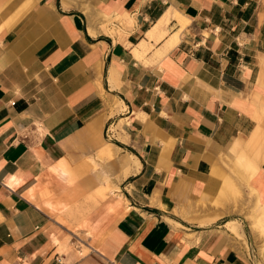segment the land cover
Returning <instances> with one entry per match:
<instances>
[{
    "label": "crops",
    "instance_id": "1",
    "mask_svg": "<svg viewBox=\"0 0 264 264\" xmlns=\"http://www.w3.org/2000/svg\"><path fill=\"white\" fill-rule=\"evenodd\" d=\"M227 176L264 197V0H0V264H253Z\"/></svg>",
    "mask_w": 264,
    "mask_h": 264
},
{
    "label": "rangeland",
    "instance_id": "2",
    "mask_svg": "<svg viewBox=\"0 0 264 264\" xmlns=\"http://www.w3.org/2000/svg\"><path fill=\"white\" fill-rule=\"evenodd\" d=\"M227 161L231 171L241 183H248L250 178L259 174L260 167L251 164L250 153H242L233 159L226 158V163ZM227 178L230 180L226 181L225 185L223 182L220 193L222 196L216 198L214 206L223 209L224 211H221L223 215L227 212L225 205L233 204L234 210L229 217L234 223L227 221V226L235 234V238L243 244L242 247L250 252L253 264H264V197L256 196L255 190L245 193L239 182L231 177H225ZM228 193L235 196H229ZM241 230H244L247 237Z\"/></svg>",
    "mask_w": 264,
    "mask_h": 264
},
{
    "label": "bare ground",
    "instance_id": "3",
    "mask_svg": "<svg viewBox=\"0 0 264 264\" xmlns=\"http://www.w3.org/2000/svg\"><path fill=\"white\" fill-rule=\"evenodd\" d=\"M228 223H234L233 219L228 220Z\"/></svg>",
    "mask_w": 264,
    "mask_h": 264
},
{
    "label": "built area",
    "instance_id": "4",
    "mask_svg": "<svg viewBox=\"0 0 264 264\" xmlns=\"http://www.w3.org/2000/svg\"><path fill=\"white\" fill-rule=\"evenodd\" d=\"M13 104H14V102H13ZM109 129V128H108ZM108 138L110 137L109 135L107 136Z\"/></svg>",
    "mask_w": 264,
    "mask_h": 264
}]
</instances>
